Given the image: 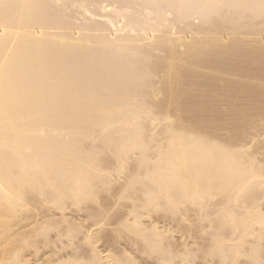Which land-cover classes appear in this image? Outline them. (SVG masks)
<instances>
[{"label":"bare ground","instance_id":"1","mask_svg":"<svg viewBox=\"0 0 264 264\" xmlns=\"http://www.w3.org/2000/svg\"><path fill=\"white\" fill-rule=\"evenodd\" d=\"M262 103L264 0H0V264H264Z\"/></svg>","mask_w":264,"mask_h":264},{"label":"rangeland","instance_id":"2","mask_svg":"<svg viewBox=\"0 0 264 264\" xmlns=\"http://www.w3.org/2000/svg\"><path fill=\"white\" fill-rule=\"evenodd\" d=\"M189 35V34H188ZM247 41V40H246ZM159 53V52H158ZM161 53H163V52H160V55H162ZM221 61V60H220ZM219 61V62H220ZM225 61V60H224ZM240 60H238V61H236V60H234V61H232L233 62V64L234 65H236L234 62H239ZM243 60H241L239 63H240V65L239 64H237L240 68L239 69H241V70H244L245 71V69L247 70V66H248V69L249 68H251L252 67V64L251 65H248L247 63H245V61L244 62H242ZM222 62V61H221ZM232 62L231 61H226V64H225V66L227 65V66H229V65H231L232 64ZM241 62L243 63V64H246V65H242L241 64ZM256 62H258V64H256V63H254L253 65H255V66H257V65H259V63H260V61H256ZM233 64H232V66H233ZM236 65V66H237ZM226 66V67H227ZM235 66V67H236ZM238 66H237V68H238ZM198 67V66H197ZM225 67V68H226ZM246 67V68H245ZM254 67V66H253ZM190 68V67H189ZM224 68V67H223ZM224 68V69H225ZM229 68V70H230V68L231 67H227L226 69H228ZM232 68H234V67H232ZM242 68H244V69H242ZM193 69H195V68H192V70ZM198 69V68H197ZM196 69V70H197ZM221 70V71H219V72H212V73H214V75L213 76H215V78L213 79V83H212V79L210 78V83L212 84V85H217V84H214L215 82L216 83H220L221 84V82H222V84H224L226 81H228L227 83H225V85H224V87L226 86V84H227V86L226 87H234L233 85L235 84V82H233L232 81V79L234 80V78H236V74L235 73H238V72H240L241 70H239L238 71V69H237V71H235L234 69V71H228V75L231 73V75H233V76H230V77H232V79H229L228 80V75H227V70ZM236 69V68H235ZM185 70H186V68H185ZM187 70H188V68H187ZM202 70V69H201ZM189 71H191V68H190V70ZM198 71V70H197ZM200 71V70H199ZM223 71V72H222ZM192 72H194V71H192ZM196 72V71H195ZM194 72V73H195ZM202 72V71H201ZM221 72V74L223 73V75H220L219 73ZM230 72V73H229ZM233 72H235V73H233ZM197 73H199V72H197ZM207 73V72H206ZM204 74V72H203V74L202 73H200V75L202 74L203 76H207L208 75V73L207 74ZM212 73H209L210 75H212ZM219 74V77L220 78H218V76H216V74ZM199 74L198 75H196V73H195V76H194V78L193 79H195L196 80V78H198V76H200ZM201 75V76H202ZM226 75H227V77H226ZM209 76V75H208ZM222 76H224V78L222 77ZM158 77V76H157ZM157 77H155V79L154 80H157ZM221 77L223 78V79H221ZM201 77H199L198 79V81H197V83L199 82V81H202V80H204V81H206L205 79H207L206 77H204V79L202 78V80L200 79ZM192 79V80H193ZM225 80L224 82L223 81H221V80ZM195 80H193V81H195ZM208 80V79H207ZM214 80H215V82H214ZM218 80H220V81H218ZM231 80V81H230ZM237 80H238V78H237ZM236 80V81H237ZM235 81V80H234ZM239 81H241V83L239 82ZM238 82H239V84L241 85L242 84V82L243 81H245V79H243V78H241L240 77V80H239ZM229 82H232L231 83V85H230V83ZM257 82V81H256ZM254 80L251 82V84H253V83H256ZM218 83V84H219ZM233 84V85H232ZM236 84H238V83H236ZM245 83L243 82V84L241 85L242 87H243V85H244ZM230 85V86H229ZM234 88H236L237 89V87H236V85H235V87ZM238 88H240V86L238 87ZM241 89V88H240ZM226 93H228V92H226ZM229 94V93H228ZM228 94H227V99H230V95H229V97H228ZM224 95V94H223ZM223 95H222V99H224V97H225V100H227L226 99V96H224L223 97ZM226 95V94H225ZM244 95V94H243ZM159 97V96H158ZM157 97V98H158ZM244 97L246 98V99H249V102H247L246 104H249V105H251V102L253 101L252 99V101H250V98H248L247 97V95H244ZM262 97V98H261ZM261 97H256L257 99H259L260 100V98L263 100V96H261ZM244 98V99H245ZM255 98V96L253 97V99ZM255 98V99H256ZM180 100H182V101H188V100H191L192 99V101H195V100H198V98L197 97H195V96H193V97H191L190 96V94L189 93H187V92H183V93H181V95H180V98H179ZM243 99V98H242ZM241 99V100H242ZM244 99L242 100V101H244ZM245 99V100H246ZM254 99V100H255ZM230 101H231V99L230 100H228V101H225L224 102V100H222V102H219V104H221V103H223L224 104V106L222 105V107H225V105H227V103H228V106H229V103H230ZM240 101V100H239ZM241 101V102H242ZM236 102H238V99H237V101ZM235 102V103H236ZM245 102V101H244ZM244 102H242V105L245 107V103ZM226 103V104H225ZM244 103V104H243ZM239 105H240V102L238 103ZM263 105L262 106H264V103H262ZM248 105V106H249ZM227 106V107H228ZM247 105H246V107H248ZM220 108H221V106H219ZM226 107V109H229V108H227ZM230 107V106H229ZM244 107H242V108H244ZM218 106L216 107V109H214V110H217V112L216 111H214V110H207V111H205V112H202L200 109H198L199 110V112L200 113H204L203 114V116H205V117H207V118H210L211 116L214 118L215 116H216V114L217 113H219V111H218ZM249 108H251L250 106H249ZM249 108H246V109H244L245 111L247 110V109H249ZM224 110H225V108H223ZM252 109V108H251ZM250 109V110H251ZM223 110V111H224ZM250 110H248L247 112H251L252 114H254V112H256L254 109H252V111H250ZM221 111V110H220ZM226 111H228V110H226ZM229 111H230V109H229ZM229 111L227 112V113H229ZM225 112V111H224ZM231 112V111H230ZM264 112V110H263V107H262V112L260 111V113L262 114ZM226 113V114H227ZM232 113V112H231ZM258 112H256V114H257ZM259 113V115L261 116V114ZM190 114H191V116L193 115H196V114H198V111L197 110H195V111H192V112H190ZM215 114V115H214ZM162 115V114H158V116L156 117L157 119L156 120H153V121H151V122H153V124L150 122V120H145V126H144V130L147 132V133H145V134H147V136L146 137H159V138H161V136L163 137L165 134H164V132H165V130H164V128L166 129V127H167V124H168V122L170 123L171 121V119L170 118H168V119H164V117H166L165 115L163 116V117H160V116ZM214 115V116H213ZM158 117H160V120H159V122H158ZM224 118L221 120H219V121H214L212 124H210V125H214V127H211V128H209L208 129V131H207V133L208 134H217L218 136L217 137H235V138H240V139H238V140H240V141H243V140H246V143H247V145L246 144H243V149L245 150V151H248L249 153H250V148H251V150H253L251 153H254V156H255V158H257V160L259 159V157L258 156H260V159L262 158H264V154H262L263 152H264V150H263V148H262V150H263V152L261 151V146L260 145H258V144H261V145H263L264 146V127H263V125H264V121H262V120H259V121H254V123H253V125H251V126H249V124H245V125H238L237 124V122L233 119V116L229 113V114H227V115H225V116H223ZM261 117H263L264 118V114H262V116ZM170 119V120H169ZM210 119H212V118H210ZM155 121V122H154ZM167 121V122H166ZM234 121V122H233ZM263 123H262V122ZM255 122L257 123V124H255ZM158 123V124H157ZM166 123V124H165ZM155 124V125H154ZM252 124V123H251ZM151 125V126H150ZM244 126V127H243ZM263 128H262V127ZM145 127H146V129H145ZM194 128V127H193ZM195 128H198V127H196L195 126ZM194 128V129H195ZM242 128H243V130H242ZM253 128V129H252ZM262 128V129H261ZM148 130V131H147ZM144 131V132H145ZM164 131V132H163ZM196 131V130H195ZM154 132V133H153ZM161 132V133H160ZM163 132V133H162ZM262 132V133H261ZM245 133V134H244ZM151 134V135H150ZM247 134V135H246ZM150 135V136H149ZM155 135V136H154ZM214 135V136H215ZM158 138V139H159ZM254 140V141H253ZM98 140H94V141H91V144H93L94 146H97V145H99L100 143H99V141L97 142ZM249 141V142H248ZM257 141H258V143H257ZM93 142H95V143H93ZM254 142V143H253ZM262 142H263V144H262ZM99 143V144H98ZM152 143V142H151ZM154 143V142H153ZM243 143H245V141L243 142ZM252 143V144H251ZM86 145L88 146V142L86 143ZM90 145V144H89ZM93 145H90L91 147L93 146ZM247 146L248 148V150H246V147H244V146ZM256 145H258V146H260V147H258L257 146V148H254V147H256ZM258 148L260 149V150H258ZM255 149H257V151H256V153L254 152V150ZM150 151H151V149H150ZM261 152V153H259V152ZM153 152V151H152ZM259 153V154H258ZM258 154V155H257ZM260 154H262V155H260ZM257 155V156H256ZM135 155L133 154V157H134ZM262 156V157H261ZM134 159V158H133ZM259 159V160H260ZM132 161H136V160H132L131 159V161L129 160V162H128V166H131V164L133 163ZM129 163H130V165H129ZM134 164L135 163H133V167H132V169L134 168ZM123 175V174H122ZM121 176V174H119V177ZM117 178H118V174H117ZM120 178H123V177H120ZM119 178V179H120ZM119 179L116 181V186H119L118 187V189H120V184L123 182V179H120V182L121 183H119ZM115 183V182H114ZM119 183V184H118ZM112 185V184H111ZM113 186L114 187H112L113 189L114 188H116L117 189V187H115V185L113 184ZM111 188V189H112ZM111 189H109V190H111ZM112 189V190H113ZM115 189V191L114 192H116L117 190ZM111 192V191H110ZM114 194L115 193H108V194H105V196L106 195H108L109 197L111 196V195H113L112 197H110L111 199L114 197ZM107 196V197H108ZM102 198H103V196H102ZM111 199H109V201L111 200ZM107 199H105L104 201H102V202H107L106 201ZM107 202L106 204H110V202ZM114 201V199H112V201H111V203ZM93 204H94V202H92ZM120 203H122V204H127V205H129V203H130V201L129 200H121V202ZM89 204H90V202H89ZM87 205V204H86ZM95 205V204H94ZM94 205H90V206H94ZM195 211H197V208L196 209H194V207H189V209L187 210V212H186V218L188 219V223H189V220L191 219V222H194V223H196L197 222V217H195V216H197V212H195ZM74 212V213H73ZM73 212H71V213H73V215L75 214V213H77L79 216L78 217H80L81 215V211H80V213H78L79 211H73ZM87 211H83L82 212V216L81 217H83V215H85V214H87L86 213ZM195 214V215H194ZM75 216H76V214H75ZM177 216V215H176ZM85 217V216H84ZM193 217H194V219H193ZM198 217H200V216H198ZM161 220H163L162 218H160ZM198 219H200V218H198ZM92 221V220H91ZM90 221V222H91ZM113 222L112 220H111V218L109 219V220H107V222ZM203 220H200V223H202L203 224V222H202ZM89 222V219L87 220V223ZM188 223L186 222V221H183V223L180 225L181 227H183L184 228V226H186L187 225V227H188ZM201 224V225H202ZM204 224H205V222H204ZM203 224V225H204ZM22 225H24V224H22ZM19 226H15V227H12V230H14V229H17ZM108 227H110V226H107V228ZM187 227H185V230H186V228ZM201 233V236L203 235H205V233H204V231L203 232H200ZM199 233V234H200ZM198 233H197V235H199ZM18 235V234H17ZM17 235H15V237L17 236ZM202 236V237H203ZM14 237V236H13ZM198 239H201V237L200 238H198ZM197 240V239H196ZM198 241V240H197ZM200 241V240H199ZM199 262H202V259H200L199 260ZM207 264H210L209 262H207Z\"/></svg>","mask_w":264,"mask_h":264}]
</instances>
